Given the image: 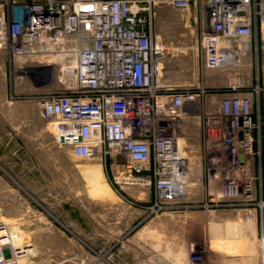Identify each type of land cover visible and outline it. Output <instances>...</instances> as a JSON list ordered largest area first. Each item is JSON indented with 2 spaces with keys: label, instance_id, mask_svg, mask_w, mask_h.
Instances as JSON below:
<instances>
[{
  "label": "built area",
  "instance_id": "2783aa9c",
  "mask_svg": "<svg viewBox=\"0 0 264 264\" xmlns=\"http://www.w3.org/2000/svg\"><path fill=\"white\" fill-rule=\"evenodd\" d=\"M159 5L200 8L205 68L234 72L212 110L196 89L164 81ZM0 46L14 58L75 57L60 68L65 93L43 99L42 116L76 157L115 160V185L145 190L151 216L178 209L207 176L226 206L262 216L264 231V0H0ZM246 60L255 80L239 72ZM191 119L200 122L198 171ZM2 223L0 264H16L21 249Z\"/></svg>",
  "mask_w": 264,
  "mask_h": 264
},
{
  "label": "rangeland",
  "instance_id": "374dc122",
  "mask_svg": "<svg viewBox=\"0 0 264 264\" xmlns=\"http://www.w3.org/2000/svg\"><path fill=\"white\" fill-rule=\"evenodd\" d=\"M194 15L159 5L154 34L168 53L165 82L196 89L212 110L209 100L227 94L234 72L205 68L200 8ZM249 63L239 72L255 80ZM62 66L42 56L14 58L0 46V218L14 245L33 249L17 264H264L262 216L226 206L207 176L193 180L197 186L178 209L151 216L145 190L115 185L122 169L115 160L76 157L40 109L43 99L65 93ZM186 126L198 171L199 119Z\"/></svg>",
  "mask_w": 264,
  "mask_h": 264
},
{
  "label": "bare ground",
  "instance_id": "6f19581e",
  "mask_svg": "<svg viewBox=\"0 0 264 264\" xmlns=\"http://www.w3.org/2000/svg\"><path fill=\"white\" fill-rule=\"evenodd\" d=\"M189 13L191 14V15H193L194 17H195V5H192L189 9ZM193 17V18H194ZM43 58H46L47 60H49V62H52V63H55V64H59V63H61V64H63V67H66V66H70V67H74L75 66V64H76V61H75V57L74 56H67V55H64V54H53V55H44V56H42ZM69 58H71L70 60H69ZM165 81V80H164ZM198 183V182H197ZM197 186V185H196ZM172 216V215H171ZM250 222H252V221H250ZM250 222H248L247 224V226H248V228L250 229V230H252L253 232H251L252 233V236H255V231L253 230V228L255 227H253V223H250ZM213 224V223H212ZM211 224V225H212ZM216 224V223H215ZM233 224V223H232ZM231 224V226H233ZM237 224V223H236ZM234 225V226H236V228H237V225ZM218 225V224H217ZM230 226V228L232 229V227ZM241 226H242V223H241ZM239 224H238V227H241ZM244 226H242V228H243ZM227 228V227H226ZM242 228H241V230H242ZM245 228H246V226H245ZM245 228H244V230H245ZM221 229V228H220ZM233 230V229H232ZM231 230V231H232ZM239 230H240V228H239ZM244 230H242V231H244ZM234 231V230H233ZM232 231V233H234ZM237 231H238V229H237ZM241 231V232H242ZM246 231V230H245ZM249 231V230H248ZM5 232V231H4ZM3 232V233H4ZM216 232H218V231H216ZM240 232V231H239ZM238 232V233H239ZM231 233V232H230ZM236 233V232H235ZM0 234H2V233H0ZM237 234V233H236ZM231 235V234H230ZM229 235V236H230ZM242 235V234H241ZM240 235V236H241ZM233 236V235H232ZM237 236L238 237H240L239 236V234H237ZM245 236H246V234H245ZM242 237V236H241ZM255 238V237H254ZM238 239V238H237ZM248 239V238H247ZM8 240H9V243L12 245V246H15V247H17L18 249H21V252L20 253H22L20 256H18V259H16V261L15 262H18V261H20L21 259L22 260H25L24 259V257H26V256H30V255H33V249H25V248H22V247H20V246H18V245H14L13 244V242L8 238ZM243 241V240H242ZM244 241H245V239H244ZM243 241V242H244ZM246 241H248V240H246ZM237 242H238V240H237ZM236 244V243H235ZM233 246V245H232ZM235 247V246H234ZM243 248V250H245L244 248L245 247H242ZM252 249V248H251ZM238 251V250H237ZM216 253V252H215ZM234 253H235V251H234ZM184 254H182V256H183ZM187 255V254H186ZM186 255H185V257H186ZM180 257V256H179ZM182 259H183V257H182ZM186 259V258H185ZM184 259V260H185ZM182 261V260H181ZM186 262V261H185ZM188 262V261H187ZM182 263V262H181ZM180 263V264H181ZM17 264V263H16ZM188 264V263H187Z\"/></svg>",
  "mask_w": 264,
  "mask_h": 264
},
{
  "label": "crops",
  "instance_id": "0c3cea01",
  "mask_svg": "<svg viewBox=\"0 0 264 264\" xmlns=\"http://www.w3.org/2000/svg\"><path fill=\"white\" fill-rule=\"evenodd\" d=\"M2 91H3V87H2V85L0 84V95L2 94ZM0 101H1V99H0Z\"/></svg>",
  "mask_w": 264,
  "mask_h": 264
}]
</instances>
